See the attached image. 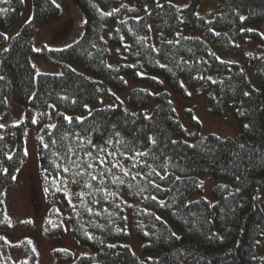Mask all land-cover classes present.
<instances>
[{
    "label": "trees",
    "instance_id": "16d2710c",
    "mask_svg": "<svg viewBox=\"0 0 264 264\" xmlns=\"http://www.w3.org/2000/svg\"><path fill=\"white\" fill-rule=\"evenodd\" d=\"M70 1L84 16L80 39L36 50L62 8L31 0V17L9 41L27 5L0 0V232L12 230L6 193L26 162L27 134L42 121L46 232L70 234L85 250L58 249L56 264H264V0H216L212 19L198 14L205 0L151 10L154 0ZM245 46L246 57H224ZM34 58L61 72L39 74ZM129 79L137 84L129 106L88 113L104 96L118 100ZM192 92L212 116L230 111L239 134L200 137L191 110L188 131L172 94L189 101ZM13 102L25 108L22 121L2 123ZM8 253L0 235V264H38L32 250L20 263Z\"/></svg>",
    "mask_w": 264,
    "mask_h": 264
},
{
    "label": "rangeland",
    "instance_id": "374dc122",
    "mask_svg": "<svg viewBox=\"0 0 264 264\" xmlns=\"http://www.w3.org/2000/svg\"><path fill=\"white\" fill-rule=\"evenodd\" d=\"M54 1L63 10L62 18L40 30L35 39L36 50H41L43 46L57 49L65 48L78 41L83 34L84 16L81 11L70 0ZM25 2L27 10L22 19L8 33L9 41L21 31L24 24L31 17V0H25ZM157 3L159 5L171 3L178 8H185L190 4V0H154L147 7V10L157 6ZM197 11L199 15L212 19L219 12L218 2L216 0H205L200 4ZM185 35L198 36L197 33L190 31H187ZM250 51L251 47L245 46L242 47L240 52L227 54L224 57L238 60L246 57L250 54ZM33 63L39 74H59L61 72L60 69L49 66L40 58H34ZM76 68L79 71L82 70L77 66ZM136 87L137 84L129 79L128 90L123 95H117L118 100L104 96L100 102L91 104L88 107V113L91 114L93 111L103 107H115L118 102L129 106L128 95ZM138 88H142V86ZM172 102L175 105L180 121L188 131H194L187 115L188 110L193 111L194 118L200 122V129L198 130L200 137L214 134L221 138H235L239 134L237 121L230 111H226L221 116H212L207 111L205 99L195 93L191 95L189 101L172 94ZM10 108L9 114L1 122L5 124L10 122L20 123L23 119L25 108L14 102L11 103ZM56 111L49 118L50 124L55 123L57 113L61 112L59 109ZM68 117L71 116L68 115ZM44 125V122L38 121L36 126L27 134L26 162L20 170L15 184L6 193L5 207L12 224V230L10 232H0V235L8 240V255L16 263L27 261L30 250L37 254L38 264H56L55 251L58 249L73 251L77 256L85 253V250L70 234L61 238H51L48 237L46 232L47 224L52 220L49 216L51 206L45 195V178L39 164L37 143ZM208 193L209 189H207L206 195ZM130 245L134 253L142 258L141 242L132 238ZM261 256L264 258V238L261 245Z\"/></svg>",
    "mask_w": 264,
    "mask_h": 264
},
{
    "label": "snow or ice",
    "instance_id": "6c2138e0",
    "mask_svg": "<svg viewBox=\"0 0 264 264\" xmlns=\"http://www.w3.org/2000/svg\"><path fill=\"white\" fill-rule=\"evenodd\" d=\"M3 2H8V0H3ZM157 6L158 7H163L162 5H159V3H157ZM57 7H59V5H57ZM3 11H6V9H0V12H3ZM114 11H118V10H114ZM107 15H111V13H107ZM243 19H245V17H241V20H243ZM249 31H251V29H249ZM7 51V50H6ZM244 95H248V93H244ZM65 119H68V120H71V118L70 117H66ZM33 122H35V121H33ZM244 127H248V125H245ZM153 143H155L154 141H153ZM173 143H175V141H173ZM140 155H143L142 153L140 154ZM103 163H105V161H101V164H103ZM89 167H91V165H89ZM126 175H127V173H125ZM93 179H96V177L95 176H93L92 177ZM133 179H135V177H133ZM158 187V186H157ZM153 199H155V197H153Z\"/></svg>",
    "mask_w": 264,
    "mask_h": 264
}]
</instances>
